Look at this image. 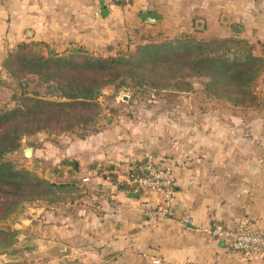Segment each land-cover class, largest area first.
Instances as JSON below:
<instances>
[{"label":"crops","instance_id":"0c3cea01","mask_svg":"<svg viewBox=\"0 0 264 264\" xmlns=\"http://www.w3.org/2000/svg\"><path fill=\"white\" fill-rule=\"evenodd\" d=\"M100 1L0 0V90L19 77L14 68L24 50L38 44L57 53L71 46L116 51L125 38L136 48L144 40L186 35L244 40L264 56V0H133L108 9L107 17ZM141 14L160 19L146 23ZM110 94L105 90L101 98ZM125 99L119 106L115 98L112 114L83 136L44 143L37 135L43 147L33 148L35 164L49 170L38 174L54 184L75 183L76 193L16 217L15 252L0 255V264H264L210 233L214 224L242 220L264 229V122L257 116L252 122L258 112L250 111L248 121L246 106ZM147 155L174 167L166 217L141 208L161 205L162 192H139L129 182Z\"/></svg>","mask_w":264,"mask_h":264},{"label":"trees","instance_id":"16d2710c","mask_svg":"<svg viewBox=\"0 0 264 264\" xmlns=\"http://www.w3.org/2000/svg\"><path fill=\"white\" fill-rule=\"evenodd\" d=\"M132 1L116 0L115 6ZM41 46L49 48L45 44L32 48ZM49 49L47 58L23 56L14 72L54 88V100L23 91L13 100L14 107L6 104L0 110V223L12 221L31 205L62 204L76 193L75 183L54 184L7 156L20 148L24 137L42 132L68 135L79 130L85 135L97 124V100L107 87L139 89L138 96L173 97L195 90L191 81H197L204 85L207 98L237 108L254 101L253 88L264 72V56H255V46L235 38L205 41L184 35L143 42L135 52L112 51L106 58L81 46L64 53ZM70 165L74 166L61 164ZM144 175L136 170L132 178ZM17 237L16 231L0 230V255L15 252Z\"/></svg>","mask_w":264,"mask_h":264},{"label":"rangeland","instance_id":"374dc122","mask_svg":"<svg viewBox=\"0 0 264 264\" xmlns=\"http://www.w3.org/2000/svg\"><path fill=\"white\" fill-rule=\"evenodd\" d=\"M167 40V39H166ZM164 39L162 40H155L153 42H162V41H166ZM137 41V43L139 42V37L135 40ZM131 42L132 40L125 38L124 41L122 42V44L118 47V49H116V51H113V49H115L114 47L111 48H104V49H98L97 51L93 52V55L95 54L96 57H107L110 56L111 52L114 55L122 54V53H127V52H135L134 46H131ZM152 41L150 40H144V43H151ZM131 47H130V46ZM49 48L41 46L39 48H28L25 49L23 52V56H27V57H34V56H40L43 55L46 58L49 56ZM15 69V68H14ZM10 73V71H9ZM14 81H9L5 87V85H2L1 88L2 90H0V110L4 109L6 104H10L11 106H15V104L17 102H14L13 100H17L20 98L21 94L23 91L27 92L30 95H34V94H40V96L42 97H46L49 98L51 100H54V97L56 96V93H54V88L48 86V85H43L42 83H40L38 81V79L36 77H32V76H28V77H17L14 78ZM193 82L194 86H195V90L190 91V92H183V93H179L178 95L172 97V96H161L158 94H152V95H136V93L139 91V89H131V88H121V89H116L113 86L107 87L105 90L108 92H112V94L109 95V97H105V98H99L97 100V104L99 106V110H98V116L95 118V121H97V124L101 121L104 113L106 114H112L111 108L114 106V100L115 98L118 100V105L121 106L123 104V102L126 101L125 97H129L131 98V100L138 102L139 104H158L160 99H163L162 103L166 104L169 101L173 102V103H177V102H181L183 103V106H188L189 107V102L190 105L192 106H198L200 104L201 107H205L207 108L208 106L214 104L217 105H221V103L216 102L214 99H210L206 97V93H205V87L203 84L197 82V81H191ZM24 84L26 86L25 89L22 90V88L20 87V85ZM104 90V91H105ZM111 90V91H109ZM191 93L192 95H190L189 100L186 99V96H181L182 94H188ZM253 98L254 101L253 102H247L246 107L247 108V113L245 114V116L247 117L248 121H251V119L249 118V114L250 111L252 112H258L257 115H255V117L252 119L253 121H256L255 118L256 116L258 117V121L262 120V122H264V72L263 74L260 76V78L258 79V81L256 82L254 88H253ZM123 106V105H122ZM173 106V105H172ZM179 104H174V107H178ZM199 106V107H200ZM244 107V108H246ZM188 109V108H186ZM186 109H183L184 111H187ZM196 109V108H195ZM190 110V109H188ZM93 126L89 131H95L96 130V126ZM88 131V132H89ZM76 134L81 135L83 134V132L81 131H76ZM37 135L39 134H35L34 136H31L30 138L24 137L21 141V146L20 148L16 151L13 152L11 154H9L7 156L8 160H11L14 163H17L18 165L22 166V167H26L29 170V166H31V171H34L38 176H40L38 173H40L41 171L45 172H49L48 167L43 165V163H40V165L38 163L35 164L36 159L34 157L32 158H25L23 155V150L26 148H36V147H43L41 145V141L37 138ZM41 135V139L43 140L44 143L47 142H54V140H56V138L63 136V135H67V134H57V133H40ZM25 140V142H24ZM47 140V141H46ZM41 145V146H40ZM35 165V167H34ZM30 171V170H29ZM45 173V174H46ZM42 177V176H40ZM45 177V176H44ZM42 177V178H44ZM47 180V178H44ZM24 213V212H23ZM21 215V214H20ZM19 216V215H18ZM17 216V217H18ZM17 218H14L12 221L9 222H5V223H0V225H11V227L14 228H18L17 223L15 222ZM12 232H13V228H12Z\"/></svg>","mask_w":264,"mask_h":264},{"label":"built area","instance_id":"2783aa9c","mask_svg":"<svg viewBox=\"0 0 264 264\" xmlns=\"http://www.w3.org/2000/svg\"><path fill=\"white\" fill-rule=\"evenodd\" d=\"M115 2L105 0L107 9L114 10ZM143 167L145 175L134 177L129 182L140 191L162 192L166 199L161 205L144 202L141 208L147 216L166 217L170 214L174 194V167L157 163L151 155L145 157ZM210 233L214 237L223 238L225 245L237 253L264 259V229L253 228L246 220L236 222L233 227L214 224ZM155 264L160 262L156 261Z\"/></svg>","mask_w":264,"mask_h":264},{"label":"water","instance_id":"95a60500","mask_svg":"<svg viewBox=\"0 0 264 264\" xmlns=\"http://www.w3.org/2000/svg\"><path fill=\"white\" fill-rule=\"evenodd\" d=\"M100 6L102 8V13L101 16L107 17L109 15V10L105 7V3L103 1H100ZM141 20L146 22V23H156L159 21V17L154 15V14H141L140 16ZM25 142V140H24ZM23 155L25 158L29 159L33 157V149L31 148H26L23 150ZM29 170L31 171V166L28 167ZM0 230H4L7 232H12V227L11 225H0Z\"/></svg>","mask_w":264,"mask_h":264}]
</instances>
